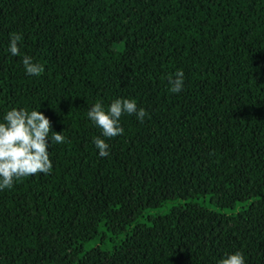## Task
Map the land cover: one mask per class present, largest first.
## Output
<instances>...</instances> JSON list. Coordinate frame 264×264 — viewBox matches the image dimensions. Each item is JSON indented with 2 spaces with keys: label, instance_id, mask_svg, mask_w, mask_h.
Instances as JSON below:
<instances>
[{
  "label": "trees",
  "instance_id": "obj_1",
  "mask_svg": "<svg viewBox=\"0 0 264 264\" xmlns=\"http://www.w3.org/2000/svg\"><path fill=\"white\" fill-rule=\"evenodd\" d=\"M115 98L146 116L99 156ZM38 106L65 141L0 191V264H264V0H0V113Z\"/></svg>",
  "mask_w": 264,
  "mask_h": 264
},
{
  "label": "clouds",
  "instance_id": "obj_2",
  "mask_svg": "<svg viewBox=\"0 0 264 264\" xmlns=\"http://www.w3.org/2000/svg\"><path fill=\"white\" fill-rule=\"evenodd\" d=\"M21 36L10 33L7 50L11 56H20L18 42ZM24 72L28 76H39L44 66L33 62L28 55L21 57ZM171 93L183 90L184 73L177 69L167 81ZM39 106L30 110L24 107H12L0 113V191L10 189L15 180L34 176L37 173L48 175L52 169L50 148L53 142L65 141L63 130L52 131L49 119L39 111ZM134 115L143 122L146 110L137 107L134 100L115 98L107 107L102 102L93 103L87 111V118L100 130L91 142L99 156H107L109 145L105 138L121 135L124 129L120 125L122 115ZM216 264H245L244 256L239 252H225L216 260Z\"/></svg>",
  "mask_w": 264,
  "mask_h": 264
},
{
  "label": "rangeland",
  "instance_id": "obj_3",
  "mask_svg": "<svg viewBox=\"0 0 264 264\" xmlns=\"http://www.w3.org/2000/svg\"><path fill=\"white\" fill-rule=\"evenodd\" d=\"M165 210H166V208H165Z\"/></svg>",
  "mask_w": 264,
  "mask_h": 264
}]
</instances>
